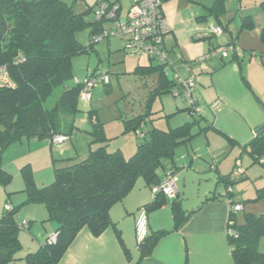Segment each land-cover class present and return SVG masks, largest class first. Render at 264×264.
<instances>
[{"label":"rangeland","instance_id":"374dc122","mask_svg":"<svg viewBox=\"0 0 264 264\" xmlns=\"http://www.w3.org/2000/svg\"><path fill=\"white\" fill-rule=\"evenodd\" d=\"M99 1L64 0L68 5H74L77 13L91 9L86 16V21L91 24L96 23L94 11ZM120 2L121 16L125 17L130 1L120 0ZM212 2L213 0H169L163 4L166 19L174 31V40H169L167 45L176 47L172 59L180 70L179 75L182 78L191 75L196 77L195 96L200 100L201 113L192 115L189 111H185L186 104L183 98L175 97L172 93L151 100L158 75H139L136 73V67L155 63L146 56L131 53L127 49L125 39L112 37L92 44L93 49L75 56L72 60L75 80H90L99 75L98 78L101 79L107 76L108 81H99L94 85L89 98L81 95L74 117L75 127L69 142L65 141V144H69L66 146L68 149L66 152L57 150L56 145L51 148L47 140L32 139L17 142L0 154V218L8 206L19 207L27 198L24 193V169L32 174L36 185L52 184L55 168H61L69 163L71 160L68 158H77V160L86 158L87 155L83 154L89 151L93 139L91 134L98 122L103 124L104 135L109 139L107 143L109 152L121 150L126 158L133 156L141 141L139 133L142 129L135 131L127 123L147 112H149L148 121L143 128L145 131L154 127L168 130L199 120V123L193 125L192 131L196 136L192 139L191 145L179 146L175 153L179 151H187L191 155L194 152L209 153V146L213 151L215 148L222 149L227 145L233 155L231 157L224 155L217 165L227 169L230 158H239L236 161L238 166H235L232 172L234 174H230L236 182L229 188L234 191L232 199L243 205V210L235 215L237 223L243 224L246 214H264V200H257V190L264 187V167L259 163L253 164L248 153H242V146L231 147L227 137L240 136L246 143L249 138H254L257 129L264 126V41L262 40L264 0H225L224 9L220 11L218 18L216 15L211 16L207 9ZM245 20L251 21L253 27L250 29L244 27ZM220 23L226 33L222 39L234 34L235 43L244 52V56L222 61L205 58L209 54L210 42L223 44V40H217L215 36L209 39L212 37L211 26H219ZM110 26L104 23V27ZM76 39L82 46L88 47L92 40L91 28L79 30ZM223 61H226L225 65L219 68V63ZM187 65L191 69L186 67ZM175 74L176 71H170V76ZM63 89L59 88L55 92L48 103L49 108L55 104ZM215 105L219 110L217 108L213 110ZM248 121L254 126L251 133L242 129ZM209 123L215 124V128L223 131L225 135L215 129L198 134ZM36 142H43L44 146L40 145V148H37ZM245 143H242L243 147ZM98 146L95 144L92 148ZM29 149L33 151L30 152ZM204 161L210 164L211 157ZM179 168L178 172L181 174L183 167ZM206 168L209 171L210 166ZM238 168L242 169L243 174L235 176ZM191 170L194 168L192 167ZM215 185H218L217 182ZM227 186L222 180L218 192L224 194ZM181 187L184 192L182 199L185 209L190 211L197 209L205 199V187L202 186V190H199L198 181L193 186L184 187L183 178ZM15 218L19 224L24 220L31 221L29 229L21 230L19 233L22 249L17 254L18 260L12 263L26 264L24 258L27 254L36 252L41 244L39 234H46L57 224L47 221L48 213L43 204L21 206L15 213ZM260 248L261 252H264V238L260 241Z\"/></svg>","mask_w":264,"mask_h":264},{"label":"trees","instance_id":"16d2710c","mask_svg":"<svg viewBox=\"0 0 264 264\" xmlns=\"http://www.w3.org/2000/svg\"><path fill=\"white\" fill-rule=\"evenodd\" d=\"M224 3L225 0H213L207 8L209 14L218 18ZM90 10L77 13L74 5H68L64 0H0V66L8 68L17 86L16 89L0 88V154L24 140H47L56 145L57 138H70L82 92L87 90L90 94L92 91L88 80H75L72 60L93 49L94 45L91 40L88 47L82 46L76 39V33L90 27L93 36L104 25L86 21ZM250 22L245 20L244 27H253ZM225 63L220 62L219 68ZM136 73L158 75L151 100L171 94L177 87L175 79L164 74L157 64L138 65ZM59 88H64L63 92L49 108L48 103ZM196 104L200 105V100ZM185 111H188L187 106ZM148 115L149 112L127 123L135 131L142 129L137 151L130 158H126L121 150H107L109 139L104 135L103 124L98 122L91 134L93 139L86 158L69 159L73 164L55 168L52 184L38 186L32 174L27 169L23 170L27 198L21 206L43 204L48 213L47 221L57 224L56 231L40 244L38 250L27 254L24 258L26 264H59L83 228H89L98 236L111 225L110 208L123 200L140 179L147 186H153L160 182L162 171H174L171 166L175 151L179 146L191 144L196 136L192 131L193 125L199 120L168 130L154 127L145 131L143 128ZM209 129L217 130L213 123H209L198 134ZM228 140L232 146L236 145L233 139L228 137ZM95 144L99 146L94 149L92 145ZM243 152L248 153L253 164L259 163L264 167V128L256 132L242 148ZM231 175L222 178L228 189L236 182ZM257 191V200H264V187ZM215 199L214 193L207 201ZM165 200L162 195L156 196L144 208L149 213L162 207ZM177 205H174L175 228L188 217ZM21 206L6 208L0 218V264L17 261V254L22 249L19 233L28 230L30 222L25 220L19 224L16 221L15 213ZM235 215L232 213L230 217L232 234L228 236L234 264H264V252L259 249L264 238V214H246L243 224L236 222ZM167 232L150 233L139 248L142 256L149 254L158 238ZM52 236L56 237L55 241L50 240Z\"/></svg>","mask_w":264,"mask_h":264},{"label":"crops","instance_id":"0c3cea01","mask_svg":"<svg viewBox=\"0 0 264 264\" xmlns=\"http://www.w3.org/2000/svg\"><path fill=\"white\" fill-rule=\"evenodd\" d=\"M218 27L224 29L220 24L219 26H211L210 30ZM225 35L226 33L224 32V34L218 36L219 38L217 37V40L222 41ZM211 36V38L214 37L213 34H211ZM234 39L235 35L230 34V37H226V39L222 41L223 44L220 42L212 43L209 44V47L230 45L232 43L237 46ZM174 49L176 50V47H174ZM227 92L230 91L227 90ZM220 111H222V109ZM253 127V124L248 121L242 126V129L246 132L249 130L251 133ZM218 132L224 135L223 131L218 130ZM228 137L233 139L236 145L242 146L243 148L242 143L245 142L240 136L232 135L233 138L230 136ZM34 140L36 139H33V141ZM69 140L70 138L66 141L69 142ZM251 140L252 138L246 140L247 142L245 145ZM43 144V142H36L35 146L40 148V145L41 147L44 146ZM236 145H231V147H236ZM52 146L54 145L50 144L51 148ZM66 146H69V144H65V142L56 144V149L66 152L68 150ZM209 148V153L194 152L193 155L187 151L175 153L174 164L171 167H173L175 175L177 173L180 196L176 200H169L166 198L165 204L162 207L148 213L151 235L161 233L162 231H168L158 238L149 254L142 256L141 250L137 247L135 224L139 210L152 202L154 189L164 181V171L160 173L159 183L153 186H147L145 182L140 179L136 187L123 200L115 203L109 210L111 225L100 235L96 236L89 228H83L74 242L70 245L59 264H234L232 250L228 240L230 217H232V213L234 212L232 211V206L229 203V197L227 195L229 189L227 188L224 194L219 193L218 191L220 188L218 189V186L223 177L234 174L232 172L239 158H230L228 168L223 169L222 165L219 166L217 164L222 161L224 155L231 157L233 153L229 151L227 145L222 149L215 148L213 151L211 146H209ZM29 150L30 152L33 151V149ZM88 152L89 151L84 152L83 155H88ZM209 156L211 157L210 164L204 161L205 159L208 160ZM188 163L189 165H187ZM208 165L210 166L209 171L206 168ZM181 166L183 167L181 168L183 171L179 174L178 170ZM192 167L194 170H191ZM182 178L184 187H187V185L193 186L197 181L199 190H202V186L205 187V199L197 208L198 210L195 209L190 211L185 209L182 199V195H184L181 187ZM215 180L218 185H215ZM200 193L198 196H200ZM212 193L216 194L217 199L207 201V199L212 196ZM233 194L234 191L230 198H233ZM174 205H180L184 210L183 215L188 216L176 228ZM196 210L197 212L191 213ZM56 229L57 225L51 227L50 231L46 234H39L41 237L39 241L42 243L48 236L52 235ZM259 249L261 250L260 244Z\"/></svg>","mask_w":264,"mask_h":264},{"label":"built area","instance_id":"2783aa9c","mask_svg":"<svg viewBox=\"0 0 264 264\" xmlns=\"http://www.w3.org/2000/svg\"><path fill=\"white\" fill-rule=\"evenodd\" d=\"M129 1L130 7L125 17L121 16L122 4L120 0H100L97 3L94 11L97 23H108L111 26L106 28L103 25L102 30L92 36V43L97 44L101 40L112 37L125 39L127 41V49L131 53L146 56L153 63L159 65L164 74L173 77L177 87L172 94L175 97L183 98L188 107V111L192 115L200 114L202 109L199 104H196V101L199 99L195 96L196 77L191 75L188 78H182L179 75L180 70L177 69L172 59V54H174L175 49L167 45V42L173 39V29L164 14V0ZM211 33L218 37L224 33V29L222 27L212 28ZM241 56H244V52L236 45L230 44L210 49L209 54L205 58L222 61L227 58H240ZM186 67L191 69L188 65ZM170 71H176L175 76H170ZM98 77L88 80L91 90L99 81H108L107 76H104L103 79ZM16 87L8 68L6 66H0V88L16 89ZM82 95L84 98H89L90 94L87 93V90H84ZM216 108V105L213 106V110H219V108ZM65 141L66 139L63 137L55 140L56 144H62ZM241 174H243L242 169L238 168L235 176ZM229 193H232L231 189L227 192L228 197ZM159 195L169 200H176L180 196L178 178L174 171L166 172L164 181L154 189L153 199ZM229 203L234 213L243 210V205L234 202V199L230 197ZM229 234H232L231 230ZM149 235L148 211L146 208H141L135 224V239L138 249L143 245ZM55 239V236L50 238L51 241H55Z\"/></svg>","mask_w":264,"mask_h":264},{"label":"water","instance_id":"95a60500","mask_svg":"<svg viewBox=\"0 0 264 264\" xmlns=\"http://www.w3.org/2000/svg\"><path fill=\"white\" fill-rule=\"evenodd\" d=\"M264 128V126L260 127L259 129H257V132L261 131Z\"/></svg>","mask_w":264,"mask_h":264},{"label":"clouds","instance_id":"9594fccd","mask_svg":"<svg viewBox=\"0 0 264 264\" xmlns=\"http://www.w3.org/2000/svg\"><path fill=\"white\" fill-rule=\"evenodd\" d=\"M227 46V45H226ZM210 51V50H209Z\"/></svg>","mask_w":264,"mask_h":264}]
</instances>
